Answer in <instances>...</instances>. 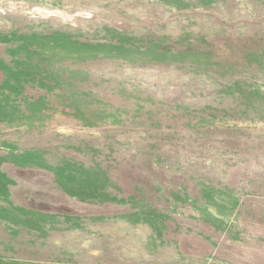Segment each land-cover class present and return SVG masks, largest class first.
I'll use <instances>...</instances> for the list:
<instances>
[{
    "label": "rangeland",
    "instance_id": "1",
    "mask_svg": "<svg viewBox=\"0 0 264 264\" xmlns=\"http://www.w3.org/2000/svg\"><path fill=\"white\" fill-rule=\"evenodd\" d=\"M0 264H264V0H0Z\"/></svg>",
    "mask_w": 264,
    "mask_h": 264
}]
</instances>
